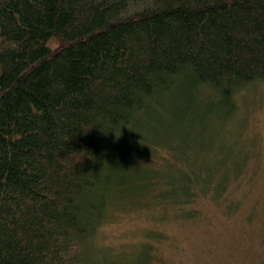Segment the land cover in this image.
Returning a JSON list of instances; mask_svg holds the SVG:
<instances>
[{
  "label": "trees",
  "instance_id": "1",
  "mask_svg": "<svg viewBox=\"0 0 264 264\" xmlns=\"http://www.w3.org/2000/svg\"><path fill=\"white\" fill-rule=\"evenodd\" d=\"M259 82L264 0H0V264H168L154 225L245 175L204 154ZM129 208L154 225L107 243Z\"/></svg>",
  "mask_w": 264,
  "mask_h": 264
},
{
  "label": "rangeland",
  "instance_id": "2",
  "mask_svg": "<svg viewBox=\"0 0 264 264\" xmlns=\"http://www.w3.org/2000/svg\"><path fill=\"white\" fill-rule=\"evenodd\" d=\"M237 104L234 119L219 130L224 140L218 143L223 145L224 154H204L206 160L235 161L244 169L245 175L238 182H230L225 199L216 201L209 196L193 204L200 214L184 224L169 219L154 225V216L147 217L143 211L146 218H142L132 208L114 213L112 222L105 226L107 243L136 239L149 224L168 230L170 241L163 244L168 264H264V82L241 91ZM209 131L215 139L211 130L206 135ZM179 145L186 146L183 141ZM190 152L199 164L196 149ZM133 208L138 211L137 206Z\"/></svg>",
  "mask_w": 264,
  "mask_h": 264
}]
</instances>
